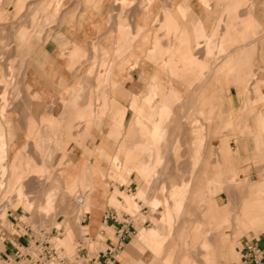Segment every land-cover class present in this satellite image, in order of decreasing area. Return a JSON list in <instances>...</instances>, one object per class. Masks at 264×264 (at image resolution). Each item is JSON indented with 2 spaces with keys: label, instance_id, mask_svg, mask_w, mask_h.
Masks as SVG:
<instances>
[{
  "label": "crops",
  "instance_id": "0c3cea01",
  "mask_svg": "<svg viewBox=\"0 0 264 264\" xmlns=\"http://www.w3.org/2000/svg\"><path fill=\"white\" fill-rule=\"evenodd\" d=\"M101 1L99 11H95L98 6H96L95 1H91L87 4V8L94 11L75 19L65 18L62 23L59 21V25L56 26L53 24L54 15H51L50 20H53L50 22V27L54 29L49 40L37 41L39 47L36 46L35 42H32L17 52L12 51V54L8 56L7 62L10 61V58L14 61L16 56H22L23 60L20 62L26 70L23 87L27 88L29 95H25L23 102L25 104L24 109H27L28 112L22 119H28L31 126H47L51 123V128H54L56 123L62 119L75 118L78 121L81 120L80 122L84 123L86 128L80 134L99 137L100 148L98 150L100 155L109 159L111 164L118 162L119 165L123 166L122 171L124 172L119 176L121 180L130 176V185L126 188L128 191L131 186L137 190L138 183L140 185L145 184L144 181L140 180V177L149 181L151 177L155 178L158 173L156 166L162 163L159 145L165 137L167 119L171 108H175L171 105L182 104L188 110L191 104L209 103L214 107L210 128L213 133L211 151L225 154V172L244 169L248 171L251 179H259L260 171L264 170V0H156L149 14L145 15L143 9L139 8L141 13L134 15L135 7L137 8L139 5L137 3L131 17L128 18V15L124 14V18H122L123 24H127L128 19L130 23L135 24L133 35L137 34L139 27L142 30L145 29L143 35L140 33L139 37L135 39L130 53H128V62L134 64V67L129 68V64L125 61L116 63L112 67L110 84L113 90L110 100H107L105 96L96 100L93 92L90 93L89 90L87 94L79 91L83 93L80 97H83V100L81 99L79 104L78 101L75 103L74 98L72 100L70 97L69 103L65 104L66 100H60L59 94L64 88L74 87L78 78L85 76L89 64L87 56L90 42L101 34L102 48L106 52H114L116 49L115 40L120 41V46L123 45L122 31L115 35L112 43L113 49L110 43L105 44L104 40L108 33L104 24H109V28H114V32L116 31L115 24L108 21L114 0ZM107 3L111 4L108 11L105 7ZM44 11H48V6L44 8ZM220 19L223 22L221 28L212 32ZM154 20H157L156 24ZM193 24L195 26L192 36ZM254 25L257 26V31ZM178 28L179 33H177ZM26 34V31L22 32L21 41L25 39ZM124 39L129 40L126 33ZM202 43L204 44L201 45ZM223 47L226 49L225 53L216 52L215 49L221 51ZM130 56L132 57L129 58ZM228 56L229 58H227ZM220 57L223 58L218 60ZM252 57H256L257 63L254 71H257L258 76L247 92L244 89L247 77L243 75V72L250 73V59ZM240 60H242V64L238 67L235 66L236 72L243 73L240 76V83L230 86L223 93L221 90L214 93L211 91L210 95L204 93L198 98L191 95L192 87L206 88L220 84L223 78L218 72L224 70V66L228 62L239 63ZM201 75L203 76L200 77ZM3 77L0 70V87L4 88ZM80 84L92 87L94 83L87 84V80L86 82L82 80ZM160 95L165 99L160 100L161 104L155 108L154 101L158 100ZM96 105L99 106L98 109H96ZM164 106L170 110L166 122L161 123L159 115ZM187 112L184 110L183 118ZM96 117L102 126L97 129L90 128L89 125L93 124L92 122ZM140 117L144 118L145 122L139 125L140 129L134 128L137 118ZM12 119L14 120V117ZM1 123L2 120H0ZM190 133L189 128H185L183 131L184 136L190 135ZM70 134L76 135L77 133L71 132ZM3 136L7 142V135L4 131ZM115 136L119 138L116 142L117 153L111 156L109 150L111 145H115L112 140ZM131 136H135L134 142L130 141ZM6 145L5 160L9 157L8 142ZM74 148L75 146L72 147V151ZM148 148L150 149L149 157H153L154 151H156L157 164L155 163V165L151 161L144 162L139 156L140 150L144 152L143 149L147 151ZM19 159L20 157L16 155L10 164V175L14 178L13 190L18 189L20 185L25 187L24 182L28 177H35V173H42L39 170H31L29 165L20 168L22 164L18 163ZM140 160L143 161L140 162L141 164L138 163ZM79 163L73 172L71 170L63 172L62 177L66 189L74 188L77 182L83 180L92 183L93 169H99L102 172V169L104 171L107 169V164L100 158L89 161L87 164ZM129 169L130 171L127 172ZM43 171L47 172L44 168ZM185 173L186 175L190 173L189 165L184 166ZM205 173L206 176L207 172ZM201 174L202 171H199V175ZM210 174L212 176V173ZM16 175L17 179L15 178ZM209 182L212 183V181ZM243 182L245 184L241 187L244 191V195L241 196V206L237 207L236 195L229 192L231 189L238 190L239 187L225 190L228 192L227 199L230 198L229 202L222 208L213 203L212 207L208 211L206 210L202 222H199L198 232L190 238V243L186 244L188 247H200L199 242L202 244L201 241L206 236V234L203 235L204 231L217 230L214 234L215 238L211 233L209 238L210 241L217 238V241L214 240L215 242L212 243L213 248L215 247L213 251L219 249L222 241H229V244L227 250L218 253L212 252L209 255L210 258L214 259L215 264H219V259L234 258V254L228 249L229 245H235L230 235L231 231L236 236L248 231L257 232V236L251 238L257 240L258 246L264 250V181L248 183L243 180ZM8 187L10 186L8 185ZM64 188L62 187L61 191L66 194ZM139 190L146 192L144 189ZM107 191L109 196L110 190ZM228 194L232 196L229 195L230 197H228ZM99 197L97 196V199ZM164 202L171 204L169 201ZM160 207H164L165 211L157 221L158 225L151 229L160 231L164 236L163 246H165L162 256H157L146 245L139 243L136 237L135 241L132 242L131 240L125 246L123 253L125 255L123 257L126 259L125 264H130V261L135 259L132 250L136 248L139 249L140 253L149 252L152 256L149 263L139 264H151L155 259H158V264H165L163 258H168L170 253H167L166 246L168 240L174 235L176 224H171L165 220L168 209L165 205ZM23 208L25 209L24 206ZM244 212L249 217L246 228L240 227L239 224L240 217L244 215ZM103 213L102 215L100 213V226ZM84 215L83 222L88 216V223L81 227L91 229L92 235H95L99 227L95 229L96 225L93 229L90 228V214L85 213ZM8 217L17 221L12 214H8ZM10 219L8 221H10L16 235L9 230L0 231V243L3 246L0 249V263L27 264V257L17 254V250L26 245V238L23 237L21 226L18 227ZM227 220H230L229 223ZM204 222L210 226L205 228L208 230L202 231L200 227ZM225 222L227 224H224ZM231 222L234 223V226L238 224V228L232 225L234 229L232 230ZM59 225L64 229L65 224L59 223ZM221 230L224 232L219 235ZM244 239L240 242V246ZM203 254H200L201 257L199 254L198 257L195 256L197 260L194 259L195 263L203 264ZM185 257L187 254L182 253L178 259L179 262ZM191 257L190 255L189 258ZM237 261H239L238 258Z\"/></svg>",
  "mask_w": 264,
  "mask_h": 264
},
{
  "label": "rangeland",
  "instance_id": "374dc122",
  "mask_svg": "<svg viewBox=\"0 0 264 264\" xmlns=\"http://www.w3.org/2000/svg\"><path fill=\"white\" fill-rule=\"evenodd\" d=\"M91 1H95L96 6H98L95 11H99L101 0H0V70L4 76L3 84L4 86L6 85L5 88L0 87V92L7 88L6 94L4 95L6 99L0 100L4 102V104L0 102V106L6 105L4 108H7L5 119L2 120V123L3 131L7 135L9 153L7 160L0 162V231L9 230L16 235L14 228L10 221H8V219H10L8 214H12L17 220L10 219L12 222L16 223L18 227L21 226V223H26L32 224L34 227H41L47 231H51L53 228H59V223L62 225L65 224L64 235L60 239L55 238L53 242L57 246L62 247L66 253L72 254L74 253L76 238L80 237L84 232L81 231V226H86L88 223V216H86V221L83 222L85 213L90 214V228L93 229L97 225L95 228L97 229L100 227V213L102 215L103 211L106 210L108 206L115 208L118 212L125 210L129 213H133L145 207L147 213H139L141 221L137 227L139 231L141 228L151 229L156 227L158 225L157 221L165 211L164 207L159 208V206L165 205L168 209V213H171L172 220L170 223L176 224V230L174 235L168 240L166 250L167 253H170L168 258H163L164 263L188 264L184 262L186 257L181 262H179L178 259H180L182 253L188 254L189 252H193L191 251L193 249L195 253L198 252V250H203L201 247H198V249L194 246L188 247L186 244L190 243V238L198 232L197 227L199 226V222H202L206 210L208 211L213 203H216L219 208L224 207L228 202V192L225 190H230L232 187L237 186L239 187L238 190L234 191L231 189L229 192L236 195L237 207H240L242 202L241 196L244 195V191L241 189L245 184L243 180H246L248 183L264 181V170L260 171L259 179H251L250 175H248V171L244 169L225 172V154L211 151L213 133L210 128L212 123L211 116L214 111V107L211 104H191L188 110L186 109L187 107H184L182 104L171 105L173 107L175 106V108H171V112L167 119L165 137L163 142L159 145L162 163L156 166V171L158 173L155 175V178L151 177L149 181L140 177V180L144 181L145 184L140 185V183H138L136 191L134 187L131 186L133 189L132 193H129L126 189L130 185V176L126 177L125 180L119 178L120 174L124 172L122 171L123 166L119 165L118 162L111 164L109 159L100 155L98 150V148H100V144H98L99 137L80 134L86 128L84 123H81L75 118H66L56 123L54 128L57 130H55L46 125L31 126L28 119H22L26 112H28L27 109H24L25 104L23 102L25 97L29 95L27 88L23 87L26 70H24L20 62L23 60L22 56H16L14 61L10 58V61L7 62L8 56L12 54V51L17 52L19 49H22V47L29 46L32 42H35L36 46L39 47L37 41L43 42L49 40L50 34L54 29L50 27L51 20H55L53 24L56 26L59 25V21L62 23L65 18L75 19L76 17L94 11L91 8H87V4L91 3ZM145 2L144 0H120L119 2L118 0H114L112 7L110 3H107L105 6L107 11L111 7L108 21L115 24L116 31L114 32V28L110 29L109 24H104L108 33L104 40L105 44L110 43L113 49L114 46L112 43L115 39V35H117L118 31L123 29L124 34L127 33L126 37H128L129 41L118 52H116L118 40L114 41V44L116 43L114 52H106L102 48L101 34L94 41L90 42L89 54L87 56L89 62L88 70L85 76L80 77L83 79L78 78V80L86 82L87 79V84L94 83L95 86L94 84L92 87H87L86 84L85 86H79L80 84H77L79 83L77 80L75 86H78V92L83 91L89 93L90 90L93 92L96 100L103 96H105L107 100L111 99L113 90L110 84L111 69L116 63L121 61H125L129 64V68L134 67V64L128 62V53H130L131 46L135 39L139 37V32L142 34L145 31V29L142 30V28L139 27L138 33L134 34V36L135 24L132 22L129 23L128 19L127 22L129 24L127 23V26L124 27L122 25V17L125 14L130 18L134 6L137 5V3H139L138 9L135 7L136 11L134 10L133 14H138L139 8L144 10L146 7L145 5H147V2ZM47 6L48 11L45 12L44 8ZM51 15H54V17L50 20ZM222 23V19H220L212 32L219 30ZM195 24L192 25V36ZM147 25L149 26V24ZM255 30H258L257 26H255ZM23 31H26L27 34L25 39L21 41V34ZM165 31L171 35L169 31ZM179 32L178 28L177 33ZM203 44L204 43L201 45ZM202 49L204 50V48ZM215 50L218 53H225L226 49L223 47L221 51ZM131 57L132 56L129 58ZM222 58L220 57L218 60ZM227 58H229V56ZM256 63V57H252L250 59V73L243 72V74L235 71V66H240L242 60H240L239 63L230 61V63L228 62L225 64L224 70L218 72L221 73L223 78L222 82L217 84L218 87H192L191 95L198 98L204 95V93L210 95L211 91L214 93L215 91L221 90L223 93L230 86L238 84V82L240 83V76L242 74L247 77L244 83V89L248 92L252 87L253 81L258 76L257 71H254ZM92 65L93 69L90 70ZM9 68L12 72L9 71ZM95 69L96 71H94ZM90 71L93 73L91 74ZM75 86L71 87L72 89L64 88L59 94L60 100H66L65 104L69 103V97L73 93L71 91L77 88ZM75 90L77 92V89ZM163 99L165 98L160 95L159 99L154 101L155 108H158L161 104L160 100ZM98 108L99 106L96 105V109ZM184 110L188 112L183 118ZM13 117L14 120L12 119ZM144 120L145 119L141 117L137 118V123L134 124V128L140 129L139 125L143 124L145 122ZM92 123V125H89L90 128L93 127L97 129L99 126H102L97 117ZM185 128L190 129V135H183ZM71 132L77 134L71 135ZM116 137L117 136L112 139L115 145H111L109 150L111 156L117 153L116 142H118L119 138ZM138 138L140 139V136ZM134 140L135 136H131L130 141L134 142ZM131 142L129 143L131 144ZM73 146H75V148L72 151ZM50 152L53 153L51 154ZM44 153H47L48 156L44 155ZM138 153L142 160L144 158V162L151 161L155 165L156 151H154L153 157L151 156L152 158L146 157L147 154L145 155L141 150ZM16 155L20 157L18 161V163L22 164L20 168H25V165H29L31 170H39L42 173H35V177H28L24 182L25 187L20 185L18 189L16 188L13 190L12 183L14 182V178L10 175V164ZM49 156L52 157L50 158ZM97 158L104 160L107 164V169L105 171L102 169L104 172L102 181L95 185L89 183L87 180H83L77 182L74 188L66 189L62 177L63 172L66 170H71L73 172V169H77L78 162L87 164L89 161H95ZM2 162L3 166H1ZM185 165L190 166V173L187 175L186 173L184 174ZM43 168L46 169L47 172H44ZM129 171L130 169L127 172ZM199 171H202L201 175H199ZM205 172H207L206 176L204 175L206 174ZM210 173H212V176ZM15 178H18L17 175ZM209 181H212V183ZM8 185L10 187H8ZM94 186H98L101 191L96 193L98 189L94 188ZM60 187H65L66 194L62 193ZM139 189H144L146 191L142 199H140V195L138 194L139 191H141ZM107 190H110L109 196ZM49 194L53 196V202L51 207L47 208V206L45 207V200ZM127 195L131 197V200L128 202ZM77 196H83V202H78V200L75 199ZM97 196H101L103 199H97ZM135 196L136 199H134ZM120 198L123 200L122 203L120 202ZM138 201L141 203V207L138 206ZM156 201L160 202L159 206H154ZM164 201H169L171 204H167ZM175 201L178 203L180 201L182 207L175 206L177 204ZM94 211L97 215L96 219H94L92 215ZM78 213L81 214L79 218H77ZM144 221H147L149 224L143 225L142 223ZM231 225L234 226V223L232 222ZM207 227L208 224L204 222L200 228L203 231ZM88 231L91 235L93 234L91 229H88ZM223 232L224 230H221L218 234H223ZM208 233L214 234L216 231L213 230ZM230 235L235 242L234 258L228 257L226 260L219 259V264H242L240 260L241 255L239 253L241 247L240 242L244 238L251 239L252 236L256 237L257 232L248 231L247 233H240L237 236L233 235L231 232ZM67 239L68 242L66 243ZM135 240L136 237H133L132 242ZM98 241L93 245H98ZM2 248V243H0V249ZM132 251L135 259L131 260L130 264L149 263L152 259L149 252L140 253L138 248ZM190 254L195 256L194 253ZM123 256L125 255L123 254L120 260L122 264H125L126 259H124ZM193 256L191 258H193ZM196 256L198 257V253ZM237 258L239 261H237ZM194 259H196V257H194ZM202 260L204 264H207L204 257H202ZM0 264L8 263L1 262ZM151 264H158V261L154 260Z\"/></svg>",
  "mask_w": 264,
  "mask_h": 264
},
{
  "label": "built area",
  "instance_id": "2783aa9c",
  "mask_svg": "<svg viewBox=\"0 0 264 264\" xmlns=\"http://www.w3.org/2000/svg\"><path fill=\"white\" fill-rule=\"evenodd\" d=\"M132 190L129 188L128 192L132 193ZM120 202H123L121 198ZM137 204L141 207L139 201ZM139 213L146 214L147 210L143 207L133 213L125 210L118 212L108 206L95 235H91L86 227H81V231L84 232L76 238L72 254L66 253L62 247L53 242L55 238L60 239L64 235L62 226L47 231L41 227L21 223L26 245L21 246L17 254L25 255L27 264H122L120 257L124 253L125 246L138 233L137 227L141 222ZM142 224L149 223L144 221ZM97 241L98 245L94 246ZM239 253L242 264H264V250L253 238L244 239Z\"/></svg>",
  "mask_w": 264,
  "mask_h": 264
},
{
  "label": "bare ground",
  "instance_id": "6f19581e",
  "mask_svg": "<svg viewBox=\"0 0 264 264\" xmlns=\"http://www.w3.org/2000/svg\"><path fill=\"white\" fill-rule=\"evenodd\" d=\"M120 0H118V2H119ZM144 1H146L145 3L147 4V5H145L146 7L144 8V13H145V15L146 14H149L150 13V11H151V8H152V6H154L153 4H155V1L156 0H144ZM117 2V1H116ZM116 5H119V4H116ZM86 10V9H85ZM136 11V10H135ZM141 12L139 11V13H138V15L140 14ZM124 16V15H123ZM122 18H124V17H122ZM155 21V20H154ZM130 23V22H129ZM128 23V24H129ZM122 25L124 26V27H126L127 26V24H123L122 23ZM124 30V29H123ZM123 30H121L122 31V33H123V40H122V43H123V45L122 46H120V41L118 40V47H117V49H116V52H118L126 43H128V41L129 40H126V39H124V31ZM126 31H127V29H126ZM141 31V30H140ZM119 32V31H118ZM134 32V31H133ZM138 33V32H137ZM141 32H139V34H140ZM127 34V33H126ZM138 34V35H139ZM116 44V43H115ZM114 44V45H115ZM95 66V65H94ZM113 66V65H112ZM111 66V67H112ZM95 68V67H94ZM93 69V65H92V67L90 68V70H92ZM111 69V68H110ZM9 71H11L12 72V70H10V68H9ZM94 71H96V69L94 70ZM90 73L92 74L93 72H91L90 71ZM13 74V73H12ZM10 76H12V75H10ZM92 76V75H91ZM13 77V76H12ZM10 78V77H9ZM80 79V78H79ZM83 79V78H82ZM87 80V79H86ZM96 80V79H95ZM10 81V80H9ZM11 81H12V79H11ZM107 81H108V79H107ZM78 82L79 83H77L78 85L80 84V81L78 80ZM10 83V82H9ZM81 85V84H80ZM79 85V86H80ZM6 86H4V88H5ZM75 87H77V88H75V89H77V92H76V90L75 89H73V91H71V92H73L72 94H71V96H70V98L72 99V98H74V102L76 103L77 101V103L79 104V101H81V99L83 98H80L81 96H82V94L83 93H81V92H78V86H75ZM83 88V87H82ZM7 89V88H6ZM6 89H4L3 90V92L2 93H0V100H3V99H6L5 97H4V95L6 94ZM72 89V88H71ZM75 90V91H74ZM70 92V93H71ZM88 93V92H87ZM86 93V94H87ZM90 93H92V92H90ZM69 94V93H68ZM81 94V95H80ZM86 96V95H85ZM88 96V95H87ZM86 96V97H87ZM89 96H91V95H89ZM7 97V96H6ZM90 98V97H89ZM83 100V99H82ZM85 101V100H84ZM83 101V102H84ZM2 104H4V102H2V101H0ZM5 102H6V100H5ZM72 103V102H71ZM81 103V102H80ZM78 104H76V105H78ZM6 106V105H5ZM5 106H0L1 108H0V119L1 120H3V119H5V115H6V109L4 108ZM66 107V106H65ZM67 109H69L68 107H67ZM70 110V109H69ZM169 108L168 107H166V106H164V109L160 112V115H159V117H160V122L161 123H163V122H166V119H167V116H168V112H169ZM65 111V110H64ZM66 112V111H65ZM66 114H68V113H66ZM79 120H80V118H79ZM81 121V120H80ZM47 127H49V128H51V123H49L48 125H47ZM46 129V128H45ZM47 130V129H46ZM46 134H47V132H46ZM44 136V135H43ZM161 139V138H160ZM160 141V140H159ZM7 142H6V138L3 136V124L1 123L0 124V162L1 161H5V155H6V148H7ZM42 150H44V149H42ZM49 150V149H48ZM144 150V152H145V155H146V157L148 156H150V149L148 148V150L147 151H145V149H143ZM142 151V150H141ZM49 152V151H48ZM51 153V152H50ZM49 153V154H50ZM53 153V152H52ZM51 153V154H52ZM44 155H47V153L45 154L44 153ZM48 156V155H47ZM50 158L52 157V156H49ZM145 157V156H144ZM50 160V159H49ZM143 160H144V158H143ZM141 162V160L138 162V163H140ZM143 162V161H142ZM141 162V163H142ZM140 163V164H141ZM1 166H3V162L1 163ZM103 172L101 171V170H99V169H93V182H92V184H97L98 182H100V181H102V177H103ZM42 177V176H41ZM217 182V181H216ZM77 184V183H76ZM91 184V185H92ZM94 188H97L98 190H96V193H98L99 191H101V189L98 187V186H94ZM139 195V197H140V199H142L144 196H145V193L143 192V191H139V193H138ZM229 195H231V194H228V197H230ZM232 196V195H231ZM127 197H128V200H127V202L128 201H130L131 200V197L129 196V195H127ZM84 197L82 196V197H79V196H77L75 199H77L78 200V202H83L82 201V199H83ZM52 199H53V196L52 195H50L49 194V196L47 197V199L45 200V207L47 206V208H50L51 207V205H52ZM98 199H103V197H99ZM134 199H136V196H135V198ZM233 199V198H232ZM229 200H230V198H229ZM229 200H228V202H229ZM140 201V200H139ZM135 203V202H134ZM159 203L160 202H158V201H156L155 203H154V206H159ZM175 203H177L175 206H177V207H182V204L180 205V201H179V203L177 202V201H175ZM182 203V202H181ZM232 203V202H231ZM233 204V203H232ZM231 204V205H232ZM230 205V206H231ZM229 206V207H230ZM86 207V206H85ZM177 209V208H176ZM230 210V209H229ZM79 212V211H78ZM264 212V211H263ZM42 214V213H41ZM45 214V213H44ZM46 215V214H45ZM78 215V217L77 218H79L80 217V213H78L77 214ZM92 215H93V217H94V219H96L97 218V215H96V212L94 211V212H92ZM165 216V215H164ZM235 216V215H234ZM236 217V216H235ZM234 218V217H233ZM248 216L246 215V213L244 212V215L243 216H241L240 217V221H239V224H240V227H242V228H246L247 227V224H248ZM238 219V218H237ZM236 219V220H237ZM164 220V219H163ZM165 220H168L169 222H171V220H172V217H171V213L169 212L168 213V215L167 216H165ZM234 220V219H233ZM228 221V220H227ZM230 221V220H229ZM229 221H228V223H229ZM167 223V222H166ZM232 223V222H231ZM238 223V222H237ZM224 224H227V222H225ZM219 225H222V224H219ZM238 225V224H237ZM237 225H235L236 227H237ZM208 226H210L209 224H208ZM228 226V225H227ZM231 227H232V225H230ZM234 226V227H235ZM222 227V226H221ZM221 227H219V228H221ZM226 227V226H225ZM210 228V227H209ZM238 228V227H237ZM227 229H230V228H227ZM236 229V228H235ZM205 230H208V229H205ZM210 230V229H209ZM232 230H234L233 229V227H232ZM214 231H217V230H214ZM236 231H238V230H236ZM232 232V231H231ZM233 233V232H232ZM206 234V236L204 237V239L201 241V243L202 244H200V242H199V245H200V247L201 248H203V250H202V252L204 253H199L200 251L198 250V252H194L195 250L193 249V250H191V251H193V252H189V254L190 253H194L195 254V256H196V254L198 253L199 254V256H200V254L202 255H204V258H205V260L207 261V264H215L214 263V259L213 258H210L209 257V255L212 253V252H219V251H224V250H227V245L229 244L228 242L229 241H222V243H221V246L219 247V249L217 248V249H215V251H213L214 250V248H213V246H212V243H213V241L215 240V239H213V241H210V237H211V235H210V233H208V231L206 232V231H204V234L203 235H205ZM212 234V233H211ZM215 234V233H214ZM214 234L212 235V236H214ZM237 234V233H236ZM236 236V235H235ZM135 237H138L137 239H138V241H139V243H141V244H144V245H146L149 249H151L150 251H153L155 254H157V256H162V252H163V247L165 246H163V241H164V236L162 235V233H160L158 230H156V229H145V228H141L139 231H138V233H137V235L135 236ZM213 238H215V236L213 237ZM219 240V239H218ZM234 240V239H233ZM215 241H217V238H216V240ZM214 241V242H215ZM68 242V239L66 240V243ZM211 242V243H210ZM220 242V241H219ZM165 243V242H164ZM198 245V246H199ZM195 247V248H196ZM234 248H235V245L234 244H232V245H229V247H228V249H229V251H231L233 254H234ZM190 251V250H189ZM217 253H215V254H217ZM189 254H187V257H186V260H184V262H186V263H188V264H197V263H195V261L194 260H192V259H194V257L195 256H193V254H190V255H192L193 256V258L191 259V258H189L190 257V255ZM189 255V256H188ZM218 255V254H217ZM216 255V256H217ZM212 256H215V255H212ZM211 256V257H212ZM201 257V256H200ZM219 257V256H218ZM214 258H216V257H214ZM199 259V258H198ZM155 260H158V259H155ZM196 260V259H195ZM197 261V260H196ZM201 261V260H200ZM171 264V263H170ZM203 264H204V262H203Z\"/></svg>",
  "mask_w": 264,
  "mask_h": 264
}]
</instances>
